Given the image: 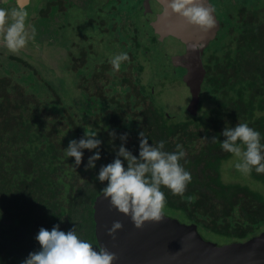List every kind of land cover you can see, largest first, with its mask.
I'll list each match as a JSON object with an SVG mask.
<instances>
[{"label":"trees","instance_id":"16d2710c","mask_svg":"<svg viewBox=\"0 0 264 264\" xmlns=\"http://www.w3.org/2000/svg\"><path fill=\"white\" fill-rule=\"evenodd\" d=\"M231 20L222 22L221 35L206 49L195 116L175 118L149 101L139 113L122 118L116 110L104 121L85 123L63 106L54 90L49 93L56 103L45 104L34 92L0 77V264H22L29 253L40 250L35 239L39 229L51 231L57 224L65 233L75 227L80 239L98 248L93 201L107 181L96 177L102 165L115 159L113 144L117 150L121 144L119 138L110 143L113 129L117 136L129 134L125 147L137 157L141 131L149 144L166 141L168 152L182 145L186 156L180 163L192 181L183 196L161 186L166 214L196 223L200 233L227 238L223 241H243L264 230V173L253 169L249 175L262 191L224 182L220 175L222 161L233 156L220 143L226 125L247 123L264 144V0ZM203 92L214 102L212 107L203 109ZM88 124L100 126L102 144L96 168L85 171L96 150L83 149L76 168L75 158L67 157L65 149L70 140L84 136ZM213 136L218 138L215 143ZM124 165L127 168L126 161Z\"/></svg>","mask_w":264,"mask_h":264},{"label":"clouds","instance_id":"9594fccd","mask_svg":"<svg viewBox=\"0 0 264 264\" xmlns=\"http://www.w3.org/2000/svg\"><path fill=\"white\" fill-rule=\"evenodd\" d=\"M6 2L0 0V3ZM28 3L29 0H16L11 9L0 7V46L12 54H19L30 41L35 40V27L26 23ZM162 4L157 22H164L169 30L174 28L171 23L173 15L179 17L185 26L197 27L202 33L217 27L215 8L205 0H162ZM190 48L197 52L199 44L192 43ZM129 59L127 53H120L110 63L114 71H119L121 64ZM98 132L85 131L79 140L69 141L65 154L75 158L76 168L82 163L83 149L96 150L88 157L85 171L96 168V161L101 159L102 144ZM221 134L225 137L220 141L222 149L239 159L235 165L237 170L245 175H250L253 169L256 173H264V144L258 131L247 123H237L234 128L226 125ZM109 136L110 143L119 138L121 144L118 150L113 144L115 159L102 165L96 177L101 183L107 181V185L100 190L103 197L119 213L130 216L136 229H142L145 222H162L165 218L166 197L161 186L168 188L173 195L183 196L192 181L191 173L180 163L186 156L182 145L177 144V151L168 152L165 150L166 141L149 144L148 137L141 131L138 134L140 142L137 157L125 147L129 136L127 132L117 136L113 129L109 131ZM217 140L215 136L211 138L213 143ZM124 161L127 162V168ZM122 229L123 224L117 220L112 223L107 234L115 239L116 233ZM35 239L40 244V250L29 253L22 264H114L118 259L116 253L106 247H93L88 241L80 239L75 227L67 233L61 231L58 224L51 231L41 227Z\"/></svg>","mask_w":264,"mask_h":264},{"label":"flooded vegetation","instance_id":"af4514ba","mask_svg":"<svg viewBox=\"0 0 264 264\" xmlns=\"http://www.w3.org/2000/svg\"><path fill=\"white\" fill-rule=\"evenodd\" d=\"M207 1L215 8L221 29L225 19L231 20L232 16L255 7L262 0ZM15 3L16 0H7L6 3H0V7L11 9ZM162 7L163 4L158 0H29L26 23L35 27L36 35L35 40L30 41L24 50L36 53L32 50L35 46L38 53L43 52L44 48L37 44L49 45L66 39L64 47L70 58L66 73L75 78L74 85L80 95L77 110H72L69 106L71 112L87 117L89 122L104 121L114 116L116 110L123 118L126 114L144 110V102L151 101L152 96L154 97L152 93L155 83H148L147 80L146 83L141 79L145 60L142 61L140 56L134 57L132 52L146 58L148 49H142L147 46V42L152 44L156 52H160L163 44L169 42L168 45L172 44L173 49H168V52L166 49L164 56L169 59L170 71L176 73L177 68L182 69L172 61L173 56L182 54V50H179L182 46L174 37L164 35L163 26L157 22ZM142 25L149 27L151 35L147 32V40L140 39L137 33L138 26ZM94 39L100 42L104 39L112 41L116 46L113 53L118 54V48L122 46L124 53L130 57L129 61L123 62L119 71H114L111 59L89 60L88 54H93L94 49L90 41ZM208 47L209 45L203 51V65ZM1 57H8L11 61L16 59V56L6 54L4 47L0 48ZM12 72L3 70L0 77L23 89L31 86L28 75H38L28 66L20 74Z\"/></svg>","mask_w":264,"mask_h":264},{"label":"water","instance_id":"95a60500","mask_svg":"<svg viewBox=\"0 0 264 264\" xmlns=\"http://www.w3.org/2000/svg\"><path fill=\"white\" fill-rule=\"evenodd\" d=\"M162 3V0H158ZM205 2L211 6L207 0ZM212 7V6H211ZM217 27L202 33L197 27L185 26L173 15L169 30L164 22L163 34L172 36L180 43L182 54L172 57L183 70V81L190 89L187 115L195 116L200 102L201 85L205 77L203 51L216 38L220 22L214 12ZM162 29V28H161ZM192 43L199 44L193 52ZM162 222H145L142 229H136L130 216L112 208L102 193L93 201L94 233L98 247L104 246L116 253L114 264H264V230L243 240L217 244L205 239L194 222H183L164 212ZM120 221L123 229L115 239L107 234L114 221Z\"/></svg>","mask_w":264,"mask_h":264},{"label":"rangeland","instance_id":"374dc122","mask_svg":"<svg viewBox=\"0 0 264 264\" xmlns=\"http://www.w3.org/2000/svg\"><path fill=\"white\" fill-rule=\"evenodd\" d=\"M216 12L218 14V8H216ZM138 27L139 28L137 29V33L140 35L139 38L147 40L148 34L151 35L149 27L146 25ZM220 32L218 33V36ZM90 42L94 49L93 54H88L89 60L99 59L102 61H110L109 59H112L115 55H117V53H113V50L114 48L116 49V46L114 43H112V41H108V43L106 39L102 40L101 42L94 39ZM147 43V46L145 47L143 45L144 48L142 49H148L146 50L148 52L146 58H143L140 54H134L133 52L132 55L134 57L140 56L142 61L145 60L144 72L141 75V79L145 80V82L147 80L148 83H155L152 93L154 97L152 96L151 98L152 105L154 104L155 107L163 109L162 111L175 118H180V116L187 115L186 109L189 105L191 94L189 86L181 79V77L183 76V70L177 68L176 73H173L174 71H170L169 59L164 56L166 49L167 52L168 49H173L171 46L172 44L168 45L169 42L167 44L164 43L162 46L163 49L160 50V52H156V49L152 46V44H150L149 42ZM212 43L213 41L209 44V46ZM64 44H66V39H60L49 45H41L39 43L37 44V46H39L40 48L43 47V52L38 53L34 46L32 50H34V52L36 53L33 54L29 50L24 49L21 50L19 54H12L6 48H4L6 54L10 56L14 55L16 56L14 57L16 59L11 61V59H8V57H1L0 64H2V67L0 68V73H2L3 70L12 72L15 68L12 73L20 74L25 66H28L31 70L36 71L38 75L34 76L33 73L32 75H28L31 86H29L30 88L27 87L24 89L26 92H34V94L39 97L40 100L45 104L56 103L54 96L51 97L52 93L49 91V89H52L61 99L63 106H71L72 110H77V107L79 105L78 99L80 98V95L79 91L74 85L75 78L72 75H68L66 73V68L68 67L70 58L68 51L64 47ZM124 44L127 45V43ZM0 48L2 47L0 46ZM120 53H124V49L122 46H119L118 48V54ZM133 72L134 71L132 69V73ZM203 94V109L212 107L214 105V102L208 97V95H206V93L203 92ZM143 105L146 107L150 105V103L149 101H147L144 102ZM80 118L81 122L85 121V123H87V117L80 116ZM98 127L100 129V126ZM98 127L88 124L84 126L83 131L84 133L85 131L91 132L94 130H98ZM238 162L239 159L234 155L222 161L220 167L221 179L224 182H239L241 184H246L254 189L262 191L263 188L261 184H258V182L256 180H252L249 175H245L236 169L235 165ZM180 220L183 221L182 219ZM201 235L205 239L211 240L217 244H225L231 241H223L227 238L220 237L218 239L205 231H202Z\"/></svg>","mask_w":264,"mask_h":264}]
</instances>
